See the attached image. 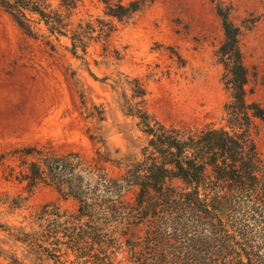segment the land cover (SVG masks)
<instances>
[{
	"label": "trees",
	"instance_id": "16d2710c",
	"mask_svg": "<svg viewBox=\"0 0 264 264\" xmlns=\"http://www.w3.org/2000/svg\"><path fill=\"white\" fill-rule=\"evenodd\" d=\"M81 2L0 0V9L51 53L63 49L87 64L90 42L101 41L106 50L116 28L101 18L73 21ZM101 2L104 15L119 21L145 6L144 0ZM216 13L224 33L216 57L229 95L223 124L166 126L147 112L144 85L124 76L131 94L119 105L144 137L138 157L113 149L98 128L87 130L95 146L90 157L68 153L53 165L46 160L43 170L32 163L34 176H24L28 186H53L61 199L76 202L75 212L48 203L30 231L0 223V232L25 252L20 258L0 240V257L9 264H264V156L256 142L264 108L246 98L248 73L230 8L217 4ZM112 82L115 91L118 82ZM108 166L119 175L110 176Z\"/></svg>",
	"mask_w": 264,
	"mask_h": 264
},
{
	"label": "rangeland",
	"instance_id": "374dc122",
	"mask_svg": "<svg viewBox=\"0 0 264 264\" xmlns=\"http://www.w3.org/2000/svg\"><path fill=\"white\" fill-rule=\"evenodd\" d=\"M130 1L134 0H122ZM144 1L131 19L119 21L104 15L101 0H82L73 21L101 18L116 28L106 50L103 42H90L87 64L63 49L51 53L0 9L1 224L30 231L36 227L35 215L48 203L56 204L59 212H75L74 200L61 199L51 185L30 188L24 176H34L32 163L43 170L46 160L53 165L68 153L90 157L95 146L88 129L101 128L113 149L138 157L144 137L119 105L123 94H131L124 76L144 85L147 112L166 126L223 124L229 95L216 57L224 40L217 4L230 8L229 19L240 28L239 49L248 73L246 98L264 108V0ZM105 76L109 79L103 83ZM112 80L118 82L115 91ZM257 130L256 142L264 156V121H257ZM30 148L31 155L24 156ZM108 171L119 175L115 167L108 166ZM45 176L50 179L52 172L45 169ZM108 228L116 229V224ZM0 240L6 242V250L13 246L18 257L25 254L24 247L2 232ZM0 264L9 262L0 257Z\"/></svg>",
	"mask_w": 264,
	"mask_h": 264
},
{
	"label": "water",
	"instance_id": "95a60500",
	"mask_svg": "<svg viewBox=\"0 0 264 264\" xmlns=\"http://www.w3.org/2000/svg\"><path fill=\"white\" fill-rule=\"evenodd\" d=\"M58 169V167L57 166H55V170H57Z\"/></svg>",
	"mask_w": 264,
	"mask_h": 264
}]
</instances>
